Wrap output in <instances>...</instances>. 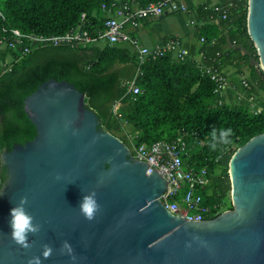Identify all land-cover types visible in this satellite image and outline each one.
Wrapping results in <instances>:
<instances>
[{
    "label": "water",
    "instance_id": "95a60500",
    "mask_svg": "<svg viewBox=\"0 0 264 264\" xmlns=\"http://www.w3.org/2000/svg\"><path fill=\"white\" fill-rule=\"evenodd\" d=\"M248 30L264 70V0H249ZM86 96L51 78L25 98L37 135L1 155L8 179L0 189V264H28L33 256L41 264H264V133L230 160L234 209L187 220L161 202L168 183L157 169L99 127ZM92 190L99 209L89 220L79 203ZM22 196L39 225L27 248L8 224ZM45 244L52 248L46 258Z\"/></svg>",
    "mask_w": 264,
    "mask_h": 264
},
{
    "label": "trees",
    "instance_id": "16d2710c",
    "mask_svg": "<svg viewBox=\"0 0 264 264\" xmlns=\"http://www.w3.org/2000/svg\"><path fill=\"white\" fill-rule=\"evenodd\" d=\"M112 1L0 0V34L11 28L62 34L82 22L84 28L96 33L105 20L102 3ZM136 1L144 6L157 0ZM248 10L249 0H235L225 18L198 7L203 23L194 25V33L204 41L193 43L183 60L168 53L141 64L127 44L101 40L87 45L39 46L5 72L0 64V189L8 179L2 153L37 135L24 100L40 84L54 78L72 82L85 92L88 107L100 119L99 127L130 146L184 135L191 148L186 163L196 168L207 166L210 171V182L202 190L205 204L233 209L229 163L240 147L264 133V111L256 114L241 104L216 102L215 82L203 68L225 71L234 67L240 76H250L252 96H264V70L258 65L260 55L248 30ZM18 54L0 46V63ZM132 80L141 93L129 90ZM168 123L175 132L165 135ZM228 127L232 129L230 142L211 149V130ZM131 133L136 135L134 140L129 138Z\"/></svg>",
    "mask_w": 264,
    "mask_h": 264
},
{
    "label": "built area",
    "instance_id": "2783aa9c",
    "mask_svg": "<svg viewBox=\"0 0 264 264\" xmlns=\"http://www.w3.org/2000/svg\"><path fill=\"white\" fill-rule=\"evenodd\" d=\"M231 6L232 4H215L211 7H204L225 18ZM101 7L105 20L103 28L96 33H91L90 30L84 28V22L62 34L23 32L19 28L3 29V33L0 34V46L15 49L19 53L0 63L3 72L12 70L14 63L21 56L30 53L39 46L48 44L77 43L87 45L101 40L110 44H131L141 64L150 57L157 58L168 53H173L182 60L187 56L189 47L183 43L180 37L169 36L150 47L143 44L141 39L129 30L130 28L136 30L142 19L158 18L171 11H190L191 8L180 3L179 0H157L144 6H141L136 0H115L111 3L103 2ZM85 16L83 13L82 21ZM203 69L215 82L216 97L232 84V78L225 71H219L210 66ZM240 81L245 89L250 90L251 83L248 79L241 76ZM128 83L129 90L134 94L142 92L135 80ZM250 96L252 99L255 98L251 94ZM216 102H223V100L216 99ZM118 106L119 104H116L114 109L117 110ZM253 111L259 114L264 111V108L255 106ZM135 137V134H129L131 140H134ZM128 146L134 159L145 161L154 166L167 181V188L160 196V200L173 215H179L187 220H209L227 210H232H223L218 206L213 208L205 204L202 190L210 182V171L207 166L196 168L186 163L185 159L191 148L184 135L179 134L169 140L160 139Z\"/></svg>",
    "mask_w": 264,
    "mask_h": 264
},
{
    "label": "clouds",
    "instance_id": "9594fccd",
    "mask_svg": "<svg viewBox=\"0 0 264 264\" xmlns=\"http://www.w3.org/2000/svg\"><path fill=\"white\" fill-rule=\"evenodd\" d=\"M232 135V129L219 128L213 129L210 132L209 147L215 150L220 144H227L230 142ZM2 191V190H0ZM26 197H20L19 203L14 204L9 211L8 224L11 229L12 238L23 247L30 246L28 235L35 233L39 230V225L33 223L32 215L26 210ZM79 208L82 214L89 220L93 219L97 210L99 209V203L96 199V192L94 190L85 193L79 203ZM63 249L69 254L73 252L72 245L69 241L63 242ZM51 246L45 244L43 248V257H47L51 254ZM28 264H41L40 256H33L29 258Z\"/></svg>",
    "mask_w": 264,
    "mask_h": 264
},
{
    "label": "crops",
    "instance_id": "0c3cea01",
    "mask_svg": "<svg viewBox=\"0 0 264 264\" xmlns=\"http://www.w3.org/2000/svg\"><path fill=\"white\" fill-rule=\"evenodd\" d=\"M180 3H183L187 6H189L191 9L190 11L184 12V13H189L190 18L188 20H184L183 15L179 12L181 11H171L167 12L163 15V17H158V18H146L142 19L140 21V25L136 30L129 29L131 32L136 34L140 39L141 42L147 46H154L155 44L163 41L169 36H177L174 34L171 30V24L173 21L168 23V18H165L166 15L168 14H175L178 16V19L187 27L188 24L195 25V24H202L203 23V18L200 16L198 12V7L200 6H207L211 7L214 6L215 4H232L235 0H179ZM173 17V16H172ZM172 19V18H171ZM188 28V27H187ZM189 30V29H188ZM181 38V37H180ZM183 41V40H182ZM183 43L190 47L195 41H188ZM197 58L201 59V55L197 54ZM230 71V73H229ZM225 72L232 78V86L235 88L237 87V81L236 79L234 80L235 75L238 74L237 70L234 68L233 71H231V67H228L225 69ZM239 75V74H238ZM240 77V76H239ZM233 92L235 91L232 90ZM231 94V93H230ZM223 101H225L224 98H222ZM264 108V107H262Z\"/></svg>",
    "mask_w": 264,
    "mask_h": 264
},
{
    "label": "rangeland",
    "instance_id": "374dc122",
    "mask_svg": "<svg viewBox=\"0 0 264 264\" xmlns=\"http://www.w3.org/2000/svg\"><path fill=\"white\" fill-rule=\"evenodd\" d=\"M183 15L184 20H188L190 18L189 13H184L183 11L179 12ZM173 16V17H172ZM165 18H168V23L173 21L171 24V31L176 34L177 36L181 37V39L186 43L188 41H195L197 45H200L202 43L201 40L198 39L196 34L194 33V25L188 24L187 27L178 19V16L175 14H168L165 16ZM172 18V19H171ZM189 29V30H188ZM129 47L133 50V45L128 44ZM261 68V67H260ZM234 67H231V71H233ZM230 73V71H229ZM228 73V74H229ZM234 80L236 79L237 81V87H233L232 84L223 90L215 99H225V103L229 105H234V104H241L243 106H247L251 108L252 110L255 108V106H260L264 107V96H256L254 99L250 96V90L245 89L241 85V76L238 74H234ZM240 76V77H239ZM244 77L248 80H250V76L246 73ZM235 91L233 92L232 90ZM231 93V94H230ZM169 123L167 127L165 128V135L168 133H174L175 131L173 129L169 128ZM128 129L132 130V127L129 126ZM230 200H232V190L230 193ZM233 204V202H232ZM234 209V208H233Z\"/></svg>",
    "mask_w": 264,
    "mask_h": 264
}]
</instances>
